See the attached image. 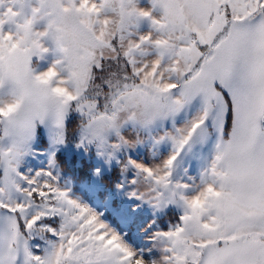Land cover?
<instances>
[{"label": "snow or ice", "instance_id": "obj_1", "mask_svg": "<svg viewBox=\"0 0 264 264\" xmlns=\"http://www.w3.org/2000/svg\"><path fill=\"white\" fill-rule=\"evenodd\" d=\"M5 3L0 264H264V0Z\"/></svg>", "mask_w": 264, "mask_h": 264}, {"label": "rangeland", "instance_id": "obj_2", "mask_svg": "<svg viewBox=\"0 0 264 264\" xmlns=\"http://www.w3.org/2000/svg\"><path fill=\"white\" fill-rule=\"evenodd\" d=\"M10 2H11V0H6L4 7L6 8L8 6V3H10ZM33 2H34V0H33ZM139 3H140V6H149V0H139ZM15 7L18 8L19 4H16ZM0 11H3V8H0ZM149 27H150L149 22L144 21L140 27V31H142V32L147 31V30H149ZM8 29L14 30L15 26L11 25V24L5 25V30H8ZM55 59H56V54H54L53 52L50 51V52L44 54V58L34 56L33 57V64L36 66L37 71L46 70L49 66H51L52 62ZM168 148H169V146H162L160 150L162 152H166L168 150ZM62 151H71L72 153L76 152L78 155L80 152H82V150L75 149L74 146H68L66 149H64ZM138 151H140L141 155H144L143 151H141L139 149H138ZM203 151L205 154H208L210 156V145L204 146ZM44 163L46 164V161ZM27 166L39 167L40 166V160H38L36 157L29 156L26 158V162H25V167H27ZM23 170H24V167L21 168V171H23ZM192 174H195V171H193ZM97 182L100 183V181H97ZM124 199H128V198L124 197ZM89 203H90V201H89ZM91 205L93 207H96L98 211L104 213V215H105V212L108 211V209L104 207V205L101 203V201L96 200L95 197H94V200L92 201ZM179 211L180 210L177 209V212H179ZM105 218H106V216H105ZM150 219H151L150 214L141 213L139 220L131 228H129V226H127V225H120L121 226L120 229L123 230V233L125 234L126 239L128 240V243L131 244L135 248L144 249L145 250L144 254L146 257L149 255H156V256L159 255V252L155 249L152 251V253H149L147 251V249L151 247L152 242H151V240L148 239V237H147L146 233L143 231V229ZM107 222L110 223L108 220H107Z\"/></svg>", "mask_w": 264, "mask_h": 264}, {"label": "trees", "instance_id": "obj_3", "mask_svg": "<svg viewBox=\"0 0 264 264\" xmlns=\"http://www.w3.org/2000/svg\"><path fill=\"white\" fill-rule=\"evenodd\" d=\"M263 125H264V121H263ZM57 155L60 156L61 153L59 152ZM77 157H78V154L76 152H73V157H72L71 161H62L61 162L62 168H63V171L61 172V178H62V180L73 181L74 189L78 188L77 182L80 179H85V178L91 179V175L88 171V164H85V166L81 169H77V167H76ZM111 179H112V177H110L108 175L104 176L102 183L104 184L105 191H107V189L111 187V184H110ZM100 183H101V181H100ZM93 200H94V197L89 199L91 204H92ZM105 216H106V219L112 224V226L121 228V226L119 224H117V222L114 220V218L109 215L108 211L105 212ZM163 226L166 227L167 223L165 222Z\"/></svg>", "mask_w": 264, "mask_h": 264}, {"label": "crops", "instance_id": "obj_4", "mask_svg": "<svg viewBox=\"0 0 264 264\" xmlns=\"http://www.w3.org/2000/svg\"><path fill=\"white\" fill-rule=\"evenodd\" d=\"M262 122H263V121H261V124H262ZM262 126H263V124H262Z\"/></svg>", "mask_w": 264, "mask_h": 264}]
</instances>
